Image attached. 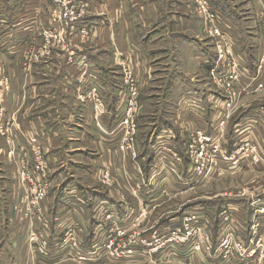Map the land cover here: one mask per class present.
Instances as JSON below:
<instances>
[{
  "label": "rangeland",
  "instance_id": "obj_1",
  "mask_svg": "<svg viewBox=\"0 0 264 264\" xmlns=\"http://www.w3.org/2000/svg\"><path fill=\"white\" fill-rule=\"evenodd\" d=\"M28 1H18V7L25 9ZM48 1L47 14L42 13L44 20L39 22L40 15L37 14V21L21 26L19 22L14 23V14L9 9L6 23L2 25V34L5 35L4 30H7L9 41L11 36L18 35V42L8 44L10 49L7 45L3 48L6 41L2 40V51L6 49L3 51L2 76L8 80V96L13 95L14 89L7 70L17 66L19 72L22 71L24 84L21 89L25 92L22 96L26 98L22 110L10 108L8 112L6 97L2 100L0 113V245L5 251L2 252L3 264H17L21 259L28 264L34 258L54 259L55 264H109L107 261H115V264H171L166 262H178L177 257L186 256L185 253L190 257L200 254L207 259L205 264H211L210 260H216L218 264H264V244L251 245L253 240L258 241L262 236L264 240V159L256 162L254 153L243 150L245 138H242V131L240 138H237L238 134L233 135L234 128L245 132L255 126L253 130L257 137L255 134L250 137L257 148L260 144L264 149V129L259 126L258 116L238 117L239 110L235 109L233 117L237 120H232L231 130L227 126L225 139L230 163H237L231 165L233 169H219L193 189L180 187V184L176 185V190L173 188L177 193L170 192L169 186L157 188L161 196L155 200L139 196V190L130 187L133 186L130 183L132 176L146 183L158 178L182 181L187 178L189 161L182 153L183 166L176 169L172 156H169L174 142L161 141L158 137L163 130L166 133L174 130L179 137L175 142L182 147L187 131L178 128V113L180 109H187L188 112L184 113L188 114L189 105L205 113L206 130L212 132L211 102L216 104L215 99H223L224 95L214 83L211 69L217 66L219 53L226 48L228 40L225 38L234 33L255 38L250 40L247 37L242 44L247 47L248 55H245L250 68L256 69L259 65L258 50L260 41H263L260 31L264 26L261 0H72L75 7H84L86 13L82 16L79 9L73 18L64 11V20L67 18L71 24L68 28L59 23L53 0ZM43 4L38 3L37 12L44 9ZM224 6L230 13L222 11ZM231 18L233 24H239L240 31L225 27ZM46 38L51 42L61 38L64 42L50 45ZM15 56H19L17 61ZM67 66L74 68L69 77L72 87L67 90L68 95L62 97V90L51 92L47 87L45 79L48 78L43 70L56 72ZM227 67L220 69L224 72ZM90 70L98 72L95 79L102 76L103 80L87 83ZM89 84L91 86L87 88ZM133 92L138 104L134 134L136 156L129 152L124 154L121 149L122 146L127 149V136L131 134L130 125L124 122ZM260 94L264 98V90ZM33 99L37 101L39 111L47 112L45 117L54 109L61 113L64 107L65 115L70 118L69 133L63 134V140L59 139L55 148L67 151L68 156L64 159L53 155L44 129L42 133L44 123L29 136L25 126L30 124L20 123L19 116L37 110L28 106ZM13 100L15 102V97ZM97 100L104 103L105 108L97 105ZM189 100H197V104H190ZM202 107L205 110L202 111ZM61 115L53 114L55 118ZM85 120L88 124L84 123ZM90 123H93L91 128L87 127ZM83 127L90 132L84 138ZM158 140L165 143V146L160 145L163 150L157 152L160 155L155 153ZM96 142L103 143L105 153L95 149ZM72 144L74 147L70 149ZM81 151L85 156L79 159L76 155ZM150 159L151 165L147 163ZM156 163L157 168L152 169ZM129 170L132 173L129 174ZM106 172L111 174L109 181L103 178ZM77 189L83 195V201L75 199L69 204L68 198L74 197L72 193ZM92 194L105 195L104 201L98 198L93 201ZM111 199L112 202L108 201ZM236 203L243 211L242 220L235 218L242 233L240 238L236 234L229 235L243 243L244 257L232 247L223 246L228 235L220 237L218 244L214 243L213 235L211 253L194 254L178 239L167 244L173 230L183 224L181 215L186 210L198 205L212 206L218 223L225 212L230 215L236 212L234 207L222 208ZM118 204L124 208L132 205V218L124 215L111 219L110 216L118 215L112 210V206ZM83 223L88 228L101 225L102 231L86 236L82 233ZM119 230H125V234ZM255 230H258L257 235ZM85 239L88 244H93L91 251H85ZM165 255L167 259H164ZM100 260L102 263H98Z\"/></svg>",
  "mask_w": 264,
  "mask_h": 264
},
{
  "label": "crops",
  "instance_id": "obj_2",
  "mask_svg": "<svg viewBox=\"0 0 264 264\" xmlns=\"http://www.w3.org/2000/svg\"><path fill=\"white\" fill-rule=\"evenodd\" d=\"M18 1H21V0H0V44L2 45V40H4V45H3V48L5 45L8 46V48L10 49L11 47L8 45L10 43H13V42H18L17 38H18V35L16 34L15 36H11L12 40L9 41V33H6L7 30H4L5 31V35L2 34V25H4L6 23V17H7V13L6 11H8L9 9V12L11 11L12 14H14V23L17 24L18 22L21 24V26H25L27 24V22L29 21H37V18H36V15L39 14L40 15V18H39V22L43 19L44 20V17L42 15V13L44 14H47V10L49 9L48 8V0H29L26 4H25V9H20L18 7ZM44 3V9H40L39 11L40 12H37L38 11V3ZM95 3V2H94ZM222 6V5H220ZM227 6H224V8H222V11H224V13H230V10L226 8ZM8 12V15L10 16ZM14 12V13H13ZM257 19H258V16H257ZM232 18L229 20V22L227 24H225V27H230V28H234L233 30L235 32H237L238 30L240 31V27L238 25H235L231 22ZM13 24V23H12ZM31 24L33 25V22H31ZM16 26H19V25H16ZM254 27L255 29L257 30V26L256 24H254ZM7 29V28H6ZM261 34H260V37L262 38V34L264 32V27L261 28ZM229 37L231 38L232 40V48H231V51L233 53V56H234V59H236V62L239 63L240 65V68L242 69V71H244V73H246L249 77L252 76L255 72H256V69L253 67L250 68V63L248 62V60H246L247 56L248 55V51L247 50V47L243 44H245V39L248 37L246 34L245 35H242V34H239V35H236L235 33L233 34V36L229 35ZM250 40L253 39L255 40V38L253 37H248ZM243 43V44H242ZM252 48V47H251ZM18 51V50H17ZM16 51V53H17ZM262 53V41H260V49L258 50V60H259V57ZM246 54V55H245ZM19 59V56H15L14 57V60L17 61ZM258 62V61H257ZM257 62L255 63V65L257 64ZM56 63H58L59 65H62V62L56 60ZM257 68V67H256ZM10 69V68H9ZM58 71L54 72L53 70H50V69H46V70H43V73H44V76L47 79L46 80V83H47V87L50 88L52 91L51 92H54V91H57V93L62 90V92L60 91V95L63 97H65L67 94V90L70 89L72 87V81L69 80V77H71L72 73H74V68H71L69 66H67L66 69L64 68H58L57 69ZM10 74L9 79H10V83L14 89V93L13 95H9L7 96V99H6V103H5V108L8 112H10V108H16L17 110L20 109L22 110V108L24 107V102H26V98H24V96H22V94H24L25 92L23 91V89H21L22 87V83L24 84V81H23V75H22V71L21 73L19 72L17 66H15L12 70H7ZM51 71V72H50ZM228 71V69L226 71H224V73H226ZM4 72H5V68H4ZM53 73H58L57 76L56 75H52ZM229 73V71L227 72V74ZM8 74V75H9ZM89 74V78H88V81L87 83H95V82H100V80L102 81L103 80V77L101 76L99 79H95L96 78V74H98V72H96L95 70H90L88 72ZM102 75V74H101ZM35 84L38 85V83L34 80ZM244 83H246V81L244 80L243 81ZM91 85H87V88H89ZM94 86V85H93ZM42 87V86H41ZM86 88V87H85ZM106 89V88H105ZM87 90V89H86ZM15 91H16V94H15ZM107 91V90H106ZM261 92H258V93H250V94H247L245 96H243L239 102V106H238V117L241 116V115H245V116H248V117H257L260 119L259 121V126L263 127L264 129V122H262V117L264 116V98H263V95L260 94ZM54 94V93H53ZM190 94V93H188ZM259 94V95H258ZM55 95V94H54ZM13 97H15V102L13 100ZM35 99V98H34ZM30 100L29 103H28V106H30L29 108H35L37 109L35 112L33 113H30V114H24L22 116H19V119L20 120V123H29L30 126H25V129H26V132H27V129L29 131V135H32L33 132H35L36 130H38L39 128V125L43 126V123H44V126L46 127H42V133H43V129L45 130L46 132V138H47V141L49 142L48 145H50V147L52 146V151L54 152L53 155L55 157L59 156L61 159H64L63 157H67L68 156V153L67 151L65 152V149H55L56 146H58V141L59 139L60 140H63L64 138V133L65 134H68L69 133V126L71 124V120L69 117H67L65 115V112L63 110L64 107H62L61 109V113L64 112V114L61 115V113H59L58 111H56V109L54 110H51L47 115L46 117L44 116L45 114H47V112H42V111H39L38 110V103L36 100ZM190 104L191 103H194L195 101L194 100H189ZM201 102V100H200ZM221 103L217 104V107L221 106L222 105V99L219 101ZM16 106V107H13ZM195 105V104H193ZM202 111L205 110L204 107H202ZM52 111H53V114L55 115V112L60 114L61 116H57V118H55L52 114ZM184 112H188L187 109H180L178 115V121H177V126L178 128L181 130V131H187L185 132L186 133V136H187V133H190V132H194V131H197L198 129H206L208 127V124L207 121H206V118H205V113H202V112H199V108L198 109H195L194 106H192V111L189 112L188 114L184 113ZM205 112V111H204ZM39 113V114H38ZM51 113V115H50ZM212 119H211V122L214 121L215 117H214V113L212 114ZM233 120H237V117H233ZM62 121V123H61ZM93 122V121H92ZM84 123H87V120L84 121ZM88 124V123H87ZM93 123H90L87 127H92ZM232 122L229 124V130H231V125ZM86 125V124H85ZM238 127V126H237ZM253 127L255 126H252V133L250 132L249 135H254L255 134V130H253ZM84 131L82 130H79L80 132L82 131V133L84 134L83 138L86 137L87 135L89 136L90 132H87L86 131V127H83ZM233 130V129H232ZM244 129H240V128H234V134H238V137L237 138H240L239 134H240V131H242L243 133L241 134L242 136L247 133L246 131L244 132L243 131ZM92 133V132H91ZM255 136L257 137V135L255 134ZM93 137V136H92ZM164 137V138H163ZM82 138V137H81ZM91 139V138H90ZM159 140H166L165 142L170 141V142H174L173 146H176L179 147V151L180 153H183V145L181 147V144L179 142H175L174 140H171L170 137L167 135L166 131H162V134L158 137ZM158 140V141H159ZM178 141H179V138H178ZM172 142V143H173ZM98 145L95 146V149L101 153H105V150H104V147H103V143L102 142H96ZM70 146V149H72L74 146L73 144L72 145H69ZM164 146H165V143H164ZM260 146V144H259ZM227 149H228V146H227V143H226V146H225ZM261 151L264 153V149L263 147H261ZM182 149V150H181ZM70 151V150H69ZM85 153H86V150H84ZM79 154H77L76 156L81 159L85 156V153H83L82 151L81 152H78ZM58 158V157H57ZM59 159V158H58ZM113 162L114 160H112V165H113ZM115 167V166H114ZM232 168V167H228V170ZM233 169V168H232ZM129 174L132 173L131 170L127 171ZM131 176V175H130ZM137 176V175H136ZM127 179L129 178L128 177V174H126L125 176ZM133 177V176H132ZM131 177V185L133 184V186H130L132 187L133 189L132 190H139V196H143L145 197L146 199H159V197L161 196L158 192H160L159 190H157V188H166V187H171V188H168V190L170 192H173V193H177L173 190V188L176 190L177 189V184H180V187L183 186V187H186L187 189L188 188H194V183L192 184H188L186 180L182 181V180H176V179H162V178H158L156 181L154 180H148L147 183L146 182H143L144 180H136V178H132ZM138 177V176H137ZM127 182V181H126ZM128 184V183H127ZM75 186V185H74ZM78 186V185H77ZM76 187V186H75ZM78 189L72 193V194H75L74 197H69L68 198V202L69 204L71 203L72 204V201L73 200H77L79 202L80 201H83L82 198L83 195H81L79 192H77ZM163 192V191H161ZM165 193V192H163ZM172 193V194H173ZM81 195V196H80ZM107 196V195H106ZM108 197V196H107ZM112 197V196H111ZM109 198V197H108ZM98 199H100L101 201H104L102 197H98ZM144 199V198H142ZM95 199H93L94 201ZM137 200H138V197H137ZM110 202L113 201V199L111 200H108ZM229 201V200H228ZM96 204V203H95ZM239 203H236L235 205H228V207H223L222 209H231V207H234L236 209V212L235 214H229L231 217H232V222H229V223H224L223 221H219L217 223L216 221V218L215 215H214V209L212 208V206L208 207V206H205L203 207L204 205H200L202 207H200L198 205V207L196 208H192V209H188L186 210L184 213L187 214L188 212L190 211H199V212H202V213H206L208 215L209 218H211L212 220V231H213V235L215 236V241L214 243L215 244H218V240L220 239V237H225L229 234H236L239 237V235L242 233V228L241 226H237L235 223H236V217L238 219V221L242 220V216H243V211L241 210V207L239 206H236L238 205ZM101 206V205H100ZM104 207H107L104 206ZM213 209V210H212ZM234 209V210H235ZM112 210L117 212L118 215H122V216H133L134 214V208L133 206H128V208H124V206H121V205H113L112 206ZM81 213V212H80ZM182 214L181 215V218L185 215V214ZM216 223V225H215ZM240 224V223H239ZM244 226V224H242ZM84 228L82 229V233L85 234L86 236L90 233H94V234H98V232H101L102 231V228L100 229V227H102L101 225H94L93 227L92 226H89V228L87 226H85V224L83 223L82 225ZM166 226V225H165ZM164 226V227H165ZM242 226V227H243ZM168 227H166L165 229H167ZM0 229H2V227H0ZM54 231L56 232V229H54ZM232 232V233H231ZM0 235H2V232H0ZM237 239V238H236ZM216 240H217V243H216ZM88 239H85V245H83L85 247V251H91V249L93 248V244H88ZM2 252L5 253L4 250H2V245H0V264H3L2 262ZM181 253H183V251H180ZM180 254V253H179ZM185 255H180V257H177V259H180V261L177 262V260H171L169 262H166V263H177V264H205L204 263V260H207L205 257H202L200 254H197V255H192L191 257L189 256L188 253H185ZM167 255L164 256V259H167ZM190 257V258H189ZM160 259V258H159ZM158 259V260H159ZM102 260H100V262L98 263H102L101 262ZM174 261V262H173ZM212 263L211 264H218L219 262L216 263V260H210ZM109 264H115V261H107ZM56 262L54 261V259H50V258H34L32 261H30L28 264H55ZM17 264H26L25 261H22L21 259V262L18 261Z\"/></svg>",
  "mask_w": 264,
  "mask_h": 264
},
{
  "label": "built area",
  "instance_id": "obj_3",
  "mask_svg": "<svg viewBox=\"0 0 264 264\" xmlns=\"http://www.w3.org/2000/svg\"><path fill=\"white\" fill-rule=\"evenodd\" d=\"M264 6V1L261 0ZM53 6L55 8V13H59V23L61 25L66 26L67 28L70 27L69 21L64 20L63 14L64 11L69 13L71 17L76 16V11L80 10L81 15H85L84 7H75V4L72 3V0H53ZM71 6V7H70ZM66 16V15H65ZM264 16V15H263ZM73 21V20H72ZM264 27V26H263ZM224 39V37H222ZM228 41L231 42V38L227 36ZM262 53L259 57V65L256 68V72L252 76H248L242 69L240 68L238 62H235L233 59V53L231 51L232 43L229 45L228 41L225 42L226 48L219 53V60L218 64L215 68L211 69L210 75L215 78L214 83L217 87L221 90L224 97H222V105L217 107L215 101L211 102L212 110L214 113V121L210 125L212 127V132H209L206 129H198L197 131L187 133V138L183 142V155L189 161V171L187 173V178L184 180L190 185L193 181L194 186L198 185L199 183L206 180L205 178L212 173L216 172L219 169H228L231 165H236L237 163L231 164V158L229 157L228 149L226 146V129L227 126L232 122L233 115L235 114V109L238 108V104L241 98L250 93H258L264 90V32L262 34ZM46 41L50 45L61 44L64 42L63 39L53 40L52 42L46 38ZM58 41V42H57ZM227 47H229L227 49ZM6 50V49H4ZM3 50V51H4ZM2 51V45L0 46V113L2 112V100L6 99L8 96V80L5 76H2V59L4 53ZM233 59V60H232ZM229 73L227 74L222 72L220 67L226 68ZM3 78V79H2ZM6 79V80H5ZM246 81L244 83L243 81ZM136 94L133 92L132 97L130 96V109L127 114V118L124 124H129V130L131 132L130 136H127L128 145L127 149L124 150L123 146L121 147L122 151L129 152L130 154L136 156L137 150L134 146V134L135 130L137 129V115H135L137 111L138 104L135 102L136 98H134ZM217 104L221 98L217 97L216 99ZM197 100L191 104H197ZM97 105H102L104 107V103H101L99 100L96 101ZM129 105V104H128ZM220 105V104H219ZM189 112L192 111V106L189 105ZM105 108V107H104ZM170 132L167 133L171 140L177 141L179 137H177L174 130H169ZM242 138H245L243 141V150H247V152H252L255 154L254 160L256 162H260L264 159L263 152L261 151L260 146L257 148L255 141L250 137V132H252V128L246 131ZM2 134V133H1ZM163 145L161 142L157 141V149H155V153H157L162 149ZM173 150L170 151L169 156L171 155L174 162L176 169H181L183 166L181 155L182 153L177 151L176 146H172ZM250 150V151H248ZM240 152H237V154ZM160 155V154H159ZM170 157V159H172ZM172 164V162H171ZM157 168V163L155 167L152 169ZM157 173V171H156ZM139 174L140 171H139ZM137 174V176L139 175ZM111 174L110 172H106L103 176L104 180L110 179ZM179 181V179L177 178ZM109 181V180H108ZM105 182V181H103ZM207 213V212H206ZM206 213H202L199 211H190L183 216V224L179 226L177 229H174L171 237L166 240L167 244L173 243L174 239H178L181 244H187L188 250H191L194 254L196 253H211L212 245H213V231H212V220L208 217ZM193 214V215H190ZM225 216L222 217V221L226 224L232 222V217L225 212ZM117 217H124L120 215H114L113 217L110 216L111 219H118ZM119 233L125 234V230H119ZM254 234H258V230L254 231ZM230 238H232L230 240ZM264 240L263 236L258 240H253L251 245L252 246H259L263 245ZM223 246L225 248L232 247L240 254V257H244L245 249L244 245L241 241H236L232 235H228L226 239L223 241Z\"/></svg>",
  "mask_w": 264,
  "mask_h": 264
},
{
  "label": "trees",
  "instance_id": "obj_4",
  "mask_svg": "<svg viewBox=\"0 0 264 264\" xmlns=\"http://www.w3.org/2000/svg\"><path fill=\"white\" fill-rule=\"evenodd\" d=\"M168 127V126H167ZM181 152V151H180ZM140 159H142V157L140 158ZM147 163L149 164V165H151L153 162L151 161V159L149 160V161H147ZM92 196H93V198L94 199H96V198H100V197H102V198H104L105 197V195H98V194H96V195H94V194H92ZM203 207H205V205L203 206ZM217 214H219V211H217Z\"/></svg>",
  "mask_w": 264,
  "mask_h": 264
}]
</instances>
